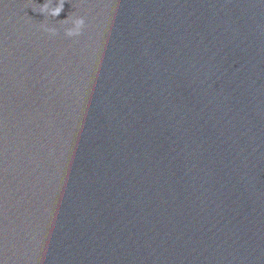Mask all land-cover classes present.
<instances>
[{"label":"clouds","instance_id":"9594fccd","mask_svg":"<svg viewBox=\"0 0 264 264\" xmlns=\"http://www.w3.org/2000/svg\"><path fill=\"white\" fill-rule=\"evenodd\" d=\"M43 6H45V5H43ZM62 10H63V4L62 5H59L58 7H54V10L53 11H50L49 12V15L52 16V17L59 16V14L61 13ZM41 12H43V11H41ZM67 19L62 20V21H66ZM83 25H84L83 18L77 17L76 20L73 21L71 27H65V29H64L65 35L71 37V36L77 34L78 31L80 30V28L83 27ZM44 31H46L47 33H49L51 35H55L58 32V28H56V27H45L44 28Z\"/></svg>","mask_w":264,"mask_h":264}]
</instances>
